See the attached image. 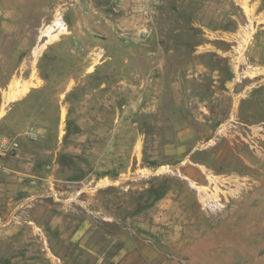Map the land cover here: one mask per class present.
<instances>
[{"label":"rangeland","instance_id":"1","mask_svg":"<svg viewBox=\"0 0 264 264\" xmlns=\"http://www.w3.org/2000/svg\"><path fill=\"white\" fill-rule=\"evenodd\" d=\"M0 264H264V0H0Z\"/></svg>","mask_w":264,"mask_h":264},{"label":"bare ground","instance_id":"2","mask_svg":"<svg viewBox=\"0 0 264 264\" xmlns=\"http://www.w3.org/2000/svg\"><path fill=\"white\" fill-rule=\"evenodd\" d=\"M59 28L60 29H63L62 28V22L60 21V18L57 17L56 20L54 21V24L52 25V27H50V28L48 27V30L46 31L47 37H49V38H55V35H51V32H53V31H55L56 29H59ZM46 35H44V36H46ZM56 35H58V34H56ZM43 46H44V44L42 46L38 47L37 49H35V51H34V56L35 57L38 56V54L40 53V51L43 48ZM14 84H15V82H13L11 84L8 92L5 93V95H4V105L12 97L24 94V92L26 90V87L27 86L26 87L20 86V87L17 88V87L14 86ZM16 84H17V82H16ZM27 85L29 86V84H27ZM13 89H14V91H13ZM209 180L212 181L213 179H209ZM205 195H206V197H208L207 194H205Z\"/></svg>","mask_w":264,"mask_h":264},{"label":"built area","instance_id":"3","mask_svg":"<svg viewBox=\"0 0 264 264\" xmlns=\"http://www.w3.org/2000/svg\"><path fill=\"white\" fill-rule=\"evenodd\" d=\"M4 142L10 144L13 148H16L18 146V144L16 142H14V141L10 142L7 139H5Z\"/></svg>","mask_w":264,"mask_h":264}]
</instances>
